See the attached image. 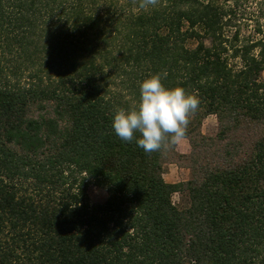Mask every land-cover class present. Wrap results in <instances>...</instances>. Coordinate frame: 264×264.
Here are the masks:
<instances>
[{"label":"trees","instance_id":"16d2710c","mask_svg":"<svg viewBox=\"0 0 264 264\" xmlns=\"http://www.w3.org/2000/svg\"><path fill=\"white\" fill-rule=\"evenodd\" d=\"M154 75L187 180L111 126ZM0 264H264V0H0Z\"/></svg>","mask_w":264,"mask_h":264},{"label":"clouds","instance_id":"9594fccd","mask_svg":"<svg viewBox=\"0 0 264 264\" xmlns=\"http://www.w3.org/2000/svg\"><path fill=\"white\" fill-rule=\"evenodd\" d=\"M198 105L199 100L183 88L165 87L161 77L154 75L140 82L136 107L116 111L111 126L122 141L135 140L137 147L151 153L159 151L166 140L175 143L183 139Z\"/></svg>","mask_w":264,"mask_h":264},{"label":"rangeland","instance_id":"374dc122","mask_svg":"<svg viewBox=\"0 0 264 264\" xmlns=\"http://www.w3.org/2000/svg\"><path fill=\"white\" fill-rule=\"evenodd\" d=\"M218 130L219 123L215 115H208L202 120L199 132L202 136L207 138V141H205L206 145H204V147H200L201 151L205 152L207 143L210 144L216 142L220 143L221 145L224 143V141L219 142L216 138ZM190 149L191 147L189 140L187 138H183L175 142V146L172 150L165 151L163 178L166 182L174 183L189 179L191 173L189 161L180 157V155L189 154ZM209 153L210 152L206 151V154ZM87 194L90 203H99L106 197V193L102 189L93 185H89ZM172 200L176 205L179 206L183 205L184 203V200H182L177 193L173 195Z\"/></svg>","mask_w":264,"mask_h":264}]
</instances>
